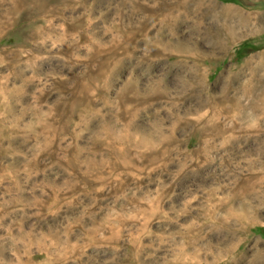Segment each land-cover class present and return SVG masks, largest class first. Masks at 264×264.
I'll list each match as a JSON object with an SVG mask.
<instances>
[{
	"label": "rangeland",
	"instance_id": "374dc122",
	"mask_svg": "<svg viewBox=\"0 0 264 264\" xmlns=\"http://www.w3.org/2000/svg\"><path fill=\"white\" fill-rule=\"evenodd\" d=\"M177 1L1 0L0 264H264V116L254 140L206 123L264 52V0H205L256 27L223 51L221 11Z\"/></svg>",
	"mask_w": 264,
	"mask_h": 264
},
{
	"label": "bare ground",
	"instance_id": "6f19581e",
	"mask_svg": "<svg viewBox=\"0 0 264 264\" xmlns=\"http://www.w3.org/2000/svg\"><path fill=\"white\" fill-rule=\"evenodd\" d=\"M1 2V0H0ZM6 2V0H5ZM208 2V1H207ZM217 3V2H216ZM214 1V5H207L205 0H180L177 1V3L173 6H168L164 9V14L165 17H167V19H174L176 20V18H187L189 15H199V16H203L206 15L207 13L210 12H217V11H221L220 15H221V20H222V24L220 26V28L218 30H214L217 32H212L215 33L213 35V39H214V45H216V47L220 50H225L230 44L234 43L240 36L245 35L246 33H252L256 30V27H254L251 24L250 21V16L247 14H244L243 12H241L240 10L236 9V8H231V7H224V6H218V4H216ZM209 16V15H208ZM207 16V17H208ZM213 18H215L213 16ZM212 18V19H213ZM238 18L239 20H235L236 22H238V24L241 25V28H239V26L235 25L237 24L234 19ZM183 19V20H184ZM163 20V19H162ZM160 20V21H162ZM216 20V19H215ZM178 21V20H177ZM180 21V20H179ZM213 21V20H212ZM217 21V20H216ZM215 23V22H214ZM217 23V22H216ZM172 24V23H171ZM220 24V23H219ZM213 26V25H211ZM209 29V28H208ZM165 30V29H164ZM210 32V33H211ZM211 33V34H212ZM210 35V34H209ZM210 38V36H209ZM208 38V39H209ZM212 38V37H211ZM212 39V40H213ZM211 40V39H209ZM211 40V42H212ZM212 42V43H213ZM212 45V44H211ZM166 51V50H165ZM201 59H205L203 57H201ZM255 59V60H254ZM205 61V60H202ZM245 67H248L250 69V72L248 74V81L244 87H240L238 89H231L230 86H232L233 83L238 82L239 80V74L235 73L232 75H227L225 74V71L220 72V74L218 75L217 81H223V83L225 82L224 88L228 87V92H226L224 94V98L221 102H227V104H223L220 109L216 110L214 114H212L211 118L209 117L208 121L206 123H208L209 125H211L210 127L215 129V118H217L221 113H227L229 115H231L234 119L238 120V123H235V128L237 130H239L240 132H242L244 135L245 139L248 138H252L251 135L252 133H254L255 131H257L256 129V125L257 122L259 121V118L261 116H264V97H260L259 99L255 100L254 95H256L255 93H257L258 88H261L262 93H264V52L258 56V55H253L252 58L250 60H248L245 63ZM200 84L204 83V76L200 75L199 80ZM188 83V82H187ZM193 83V82H192ZM191 83V84H192ZM197 86V85H196ZM204 86V85H203ZM258 88H257V87ZM193 87V86H192ZM194 88H196L194 86ZM198 88V87H197ZM201 88V87H200ZM3 89H1L0 87V97L3 93L2 91ZM191 90V89H190ZM189 90V91H190ZM194 90V89H193ZM197 90V89H196ZM225 90V89H224ZM138 91V90H137ZM203 91V90H202ZM232 91V94L231 93ZM196 92V91H195ZM199 92H201L199 90ZM241 92H244L246 94H248V96H252L250 98H248L249 102L246 104H242V101L247 100V98H243V97H238L240 95ZM134 94H135V90H134ZM133 94V95H134ZM165 94V93H164ZM1 103V101H0ZM226 116V114H224ZM223 116V115H222ZM203 117V116H202ZM220 117V116H219ZM227 119V117H224ZM188 119H192V118H188ZM187 119V120H188ZM202 119V118H201ZM205 119V118H204ZM198 120V119H197ZM218 120V118L216 119ZM225 120V119H224ZM190 121V120H189ZM179 122V121H178ZM181 122V120H180ZM179 122V123H180ZM185 122V121H184ZM218 124V121H216ZM222 122V121H221ZM225 122V121H224ZM202 123V122H200ZM223 124V123H222ZM179 125V124H178ZM187 125V124H186ZM193 125V124H192ZM208 125V128H209ZM220 125V123H219ZM129 127V126H128ZM193 127V126H192ZM195 127V126H194ZM219 127V126H218ZM178 128V126H177ZM176 128V129H177ZM191 128V127H190ZM211 128V129H212ZM220 128V127H219ZM186 129V128H185ZM225 129V128H224ZM208 130V129H207ZM217 130V129H215ZM223 130V129H221ZM210 132V131H208ZM259 132V131H258ZM257 132V133H258ZM205 133V132H204ZM213 133V130H212ZM228 133V132H227ZM264 133V132H263ZM218 134V133H217ZM259 134V133H258ZM262 135V133H260ZM221 135V134H220ZM239 135V134H238ZM256 135V134H254ZM230 137V136H229ZM234 137V136H233ZM237 135H236V139H237ZM240 137V136H239ZM261 137V136H260ZM231 138V137H230ZM255 138V137H254ZM257 138V135H256ZM255 138V139H256ZM234 139V138H233ZM234 139V140H236ZM238 139H241L238 138ZM251 140H254L253 138ZM259 140V138H258ZM240 141V140H239ZM257 141V140H255ZM133 142V141H132ZM144 142V140H143ZM243 142V141H242ZM244 142H247L246 140H244ZM252 142V141H251ZM204 145V144H203ZM202 145V146H203ZM137 146V145H136ZM204 148V147H203ZM152 150V148H151ZM202 150V148H201ZM205 150V149H204ZM250 150V149H249ZM156 151V150H154ZM153 151V152H154ZM159 151V150H158ZM155 153V152H154ZM160 154V152H158ZM247 154V152H246ZM251 163V162H250ZM252 166V165H251ZM249 168V166H248ZM250 171V170H249ZM249 171H247L249 173ZM253 171V170H251ZM257 172V171H256ZM247 177V176H246ZM255 180V179H254ZM257 183V181L255 182H251L250 179H246L244 181V187H243V197L246 198L249 193L251 192L252 187ZM256 191V190H253ZM253 194V193H252ZM241 201V200H240ZM231 204V203H230ZM231 216V215H229ZM245 216H247V214L245 213V215H240L238 216V219L242 222H244L245 220ZM233 217V216H231ZM230 219V218H228ZM231 220V219H230ZM237 220V219H236ZM250 221V220H249ZM224 222V221H223ZM234 222V221H233ZM226 223V222H225ZM230 224V223H229ZM227 224V225H229ZM243 224V223H242ZM222 229V228H221ZM245 229V228H244ZM238 231V229H236ZM242 230V229H241ZM211 231V230H210ZM232 231V230H231ZM223 232V231H222ZM227 233V232H226ZM230 233V232H229ZM239 235V234H238ZM230 237V236H229ZM232 237V235H231ZM230 237V238H231ZM234 237V236H233ZM237 237V235H236ZM232 239V238H231ZM235 240V239H234ZM184 252V251H183ZM241 258H244L241 256ZM239 259V258H238ZM241 262V261H240ZM254 262V261H253ZM252 262V263H253Z\"/></svg>",
	"mask_w": 264,
	"mask_h": 264
}]
</instances>
